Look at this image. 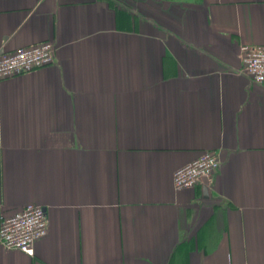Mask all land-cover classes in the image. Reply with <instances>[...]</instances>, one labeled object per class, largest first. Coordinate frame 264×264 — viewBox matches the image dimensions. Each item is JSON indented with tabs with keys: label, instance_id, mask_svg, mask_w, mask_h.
Returning a JSON list of instances; mask_svg holds the SVG:
<instances>
[{
	"label": "crops",
	"instance_id": "0c3cea01",
	"mask_svg": "<svg viewBox=\"0 0 264 264\" xmlns=\"http://www.w3.org/2000/svg\"><path fill=\"white\" fill-rule=\"evenodd\" d=\"M46 41L0 77V222L32 202L48 233L0 264H264V0H0V54Z\"/></svg>",
	"mask_w": 264,
	"mask_h": 264
},
{
	"label": "built area",
	"instance_id": "2783aa9c",
	"mask_svg": "<svg viewBox=\"0 0 264 264\" xmlns=\"http://www.w3.org/2000/svg\"><path fill=\"white\" fill-rule=\"evenodd\" d=\"M240 56L243 72L255 83L264 85V44H242ZM55 61L54 45L50 41L19 47L0 54V77L25 74L48 66ZM221 160L212 150H206L193 161L174 172V185L178 189L191 188L211 178L220 168ZM48 233V217L44 206L27 203L0 222V243L7 249L34 253L37 240Z\"/></svg>",
	"mask_w": 264,
	"mask_h": 264
}]
</instances>
